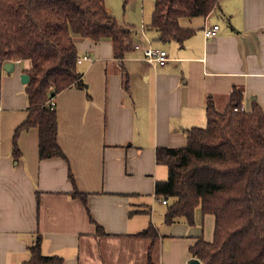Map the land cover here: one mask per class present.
Segmentation results:
<instances>
[{
  "label": "crops",
  "instance_id": "obj_1",
  "mask_svg": "<svg viewBox=\"0 0 264 264\" xmlns=\"http://www.w3.org/2000/svg\"><path fill=\"white\" fill-rule=\"evenodd\" d=\"M154 10L155 0L124 7L133 48L121 60L111 41L75 37L86 89L72 86L53 100L65 158L40 159L39 128L32 127L18 135L21 157L14 159L16 129L29 115L21 76L30 63L0 67V264L29 261L38 234L43 254L62 257L61 264H108L116 250L131 248L125 264H150L149 251L159 264H188L199 237L212 240L206 228L214 232V217L200 208L194 225L165 222L171 200L157 198L155 186L169 171L156 152L185 147L186 130L207 121V101L224 111L234 89L243 91L246 111L254 102L264 109V0H221L207 17L181 18L180 27L193 31L181 45L160 40L151 27ZM214 25L217 34L206 38ZM149 47L166 51L164 66L145 60ZM69 172L86 203L71 196ZM96 223L104 234H96ZM150 225L159 234L153 245L138 236Z\"/></svg>",
  "mask_w": 264,
  "mask_h": 264
},
{
  "label": "trees",
  "instance_id": "obj_2",
  "mask_svg": "<svg viewBox=\"0 0 264 264\" xmlns=\"http://www.w3.org/2000/svg\"><path fill=\"white\" fill-rule=\"evenodd\" d=\"M220 1L155 0L151 27L160 40L181 45L193 31L182 29L179 20L207 17ZM131 35L132 28L118 22L105 0H0V64L30 62L25 71L30 77L25 86L29 115L15 132V160L21 157L18 135L32 127L39 128L40 159L65 158L51 100L72 86L86 89L77 70L75 37L109 40L121 60L133 48ZM242 100L243 91L234 89L220 112L209 99L206 126L187 129L185 147L156 152L157 163L169 171L168 179L155 186L157 198L171 200L165 222L184 218L194 225L199 208L214 217L212 240L199 237L190 248L203 264H264V109L254 102L250 111L235 112ZM69 177L71 196L86 203L87 194L76 188L71 172ZM104 233L96 223V234ZM138 236L152 245L159 241L153 225ZM41 241L38 234L30 246L31 258L23 264L63 263L60 256L44 255Z\"/></svg>",
  "mask_w": 264,
  "mask_h": 264
},
{
  "label": "rangeland",
  "instance_id": "obj_3",
  "mask_svg": "<svg viewBox=\"0 0 264 264\" xmlns=\"http://www.w3.org/2000/svg\"><path fill=\"white\" fill-rule=\"evenodd\" d=\"M107 2H109V3H112L113 4V6L115 7V13H113V12H111V14L112 15H114L115 17L117 16V20H118V22L120 23V24H125L124 23V15H125V13H124V7L126 6V4L124 3V0H106ZM26 62H28V63H30L29 61H26ZM24 65H25V63L23 62L22 63V65H21V67L23 68L24 67ZM28 65V64H27ZM11 66L14 68V64H11ZM30 68V67H29ZM29 68H27V70L29 69ZM207 121H204V123H203V125H201V126H206V123ZM200 126V125H199ZM159 203L161 204V201H159ZM162 208H159V210L158 211H160ZM157 219H159V218H157ZM196 222V221H195ZM206 230L207 231H211V233H213V225H212V228H210L209 227V229H208V224H207V228H206ZM101 241H103L102 239H100L99 240V242L98 243H94L93 245H92V251H91V253L92 254H94V253H99V243L101 242ZM133 248H131L128 252H124V251H121V250H119V251H115V253H118L119 255H116V256H114V259H108L107 260V263L108 264H125V259H124V257L127 255V254H129V252L132 250ZM124 252V253H123ZM134 252H138V251H134ZM150 253V254H149ZM149 253H148V256H150L151 257V260H150V263L151 264H159L160 262H159V256H158V254L156 253L155 255L153 254V252L152 251H149ZM121 254V255H120Z\"/></svg>",
  "mask_w": 264,
  "mask_h": 264
},
{
  "label": "built area",
  "instance_id": "obj_4",
  "mask_svg": "<svg viewBox=\"0 0 264 264\" xmlns=\"http://www.w3.org/2000/svg\"><path fill=\"white\" fill-rule=\"evenodd\" d=\"M218 30H219V25H214L211 28L205 29L204 31L205 37L206 38L214 37L217 34ZM136 48H139V46H136ZM85 58L88 59L87 57ZM144 58L146 61H148V63L152 65H158V66H164L168 61V55L166 51L161 50V49L151 48V47L144 50ZM19 62L20 61H16V63H19ZM0 67H1V64H0ZM0 100H1V97H0ZM54 104H55L54 101L51 100V105H54ZM234 111L238 112V111H246V110L244 109L243 106H241V107L234 108ZM162 202L164 204H167V200L165 199H163Z\"/></svg>",
  "mask_w": 264,
  "mask_h": 264
},
{
  "label": "water",
  "instance_id": "obj_5",
  "mask_svg": "<svg viewBox=\"0 0 264 264\" xmlns=\"http://www.w3.org/2000/svg\"><path fill=\"white\" fill-rule=\"evenodd\" d=\"M6 67L9 68L10 64H7ZM21 80H22V83L27 84L30 80V77L28 74H23L21 76ZM188 264H202V262L200 260L194 258V259H191Z\"/></svg>",
  "mask_w": 264,
  "mask_h": 264
}]
</instances>
